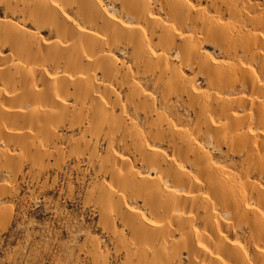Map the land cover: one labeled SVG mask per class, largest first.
I'll list each match as a JSON object with an SVG mask.
<instances>
[{"label": "bare ground", "instance_id": "bare-ground-1", "mask_svg": "<svg viewBox=\"0 0 264 264\" xmlns=\"http://www.w3.org/2000/svg\"><path fill=\"white\" fill-rule=\"evenodd\" d=\"M72 161L122 264H264V0H0V227Z\"/></svg>", "mask_w": 264, "mask_h": 264}, {"label": "rangeland", "instance_id": "rangeland-1", "mask_svg": "<svg viewBox=\"0 0 264 264\" xmlns=\"http://www.w3.org/2000/svg\"><path fill=\"white\" fill-rule=\"evenodd\" d=\"M186 75L193 73L186 71ZM200 83L205 86L202 80ZM176 109L178 116H174L187 123L186 109ZM215 112L221 111L216 108ZM73 163H68L63 178L40 199L22 187V196L29 202L25 205L26 201L20 200L24 207L18 209L11 228L0 227V264H91L83 251L90 237L100 240L110 264H122L98 225L97 213L84 204V191L76 183L78 174H68ZM64 174H71V179ZM65 177L74 183L69 185Z\"/></svg>", "mask_w": 264, "mask_h": 264}]
</instances>
